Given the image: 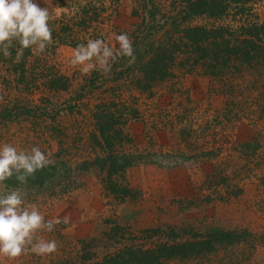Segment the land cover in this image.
Wrapping results in <instances>:
<instances>
[{
    "label": "rangeland",
    "instance_id": "1",
    "mask_svg": "<svg viewBox=\"0 0 264 264\" xmlns=\"http://www.w3.org/2000/svg\"><path fill=\"white\" fill-rule=\"evenodd\" d=\"M193 1L35 0L51 14L52 43L39 55L26 50L21 76L13 72L18 45L0 59V146H39L50 156L42 185L8 188L27 193L45 221L70 220L38 233L57 241L55 252L0 264H92L174 236L191 254L164 264H264V63L208 74L171 31V21L231 31L241 20L264 22V0H250L242 13L217 0L225 8L216 17L189 14ZM149 29L171 58L161 69L145 73L121 57L105 76L69 62L78 44L111 45L122 32L133 48L145 40L142 48ZM172 40L179 48L166 47ZM102 110L121 132L112 152L132 163L110 177L91 164L105 153L94 122ZM153 230L151 240L140 239Z\"/></svg>",
    "mask_w": 264,
    "mask_h": 264
},
{
    "label": "clouds",
    "instance_id": "2",
    "mask_svg": "<svg viewBox=\"0 0 264 264\" xmlns=\"http://www.w3.org/2000/svg\"><path fill=\"white\" fill-rule=\"evenodd\" d=\"M50 19L48 8L40 7L35 0H0V52L5 58L10 57L15 41L20 46L16 50V63L26 49L42 54L52 43ZM113 37L115 43L111 45L103 39H88L78 44L72 49L70 64L84 74L98 71L107 76L121 57L135 62L133 41L128 33ZM52 163L39 146L30 150L9 143L0 146V259L14 260L29 252L42 256L57 250L56 240H47L38 233L52 232L57 224L69 223L70 216L45 221L35 203H26L27 193L4 184L13 176L26 184L29 177Z\"/></svg>",
    "mask_w": 264,
    "mask_h": 264
},
{
    "label": "trees",
    "instance_id": "3",
    "mask_svg": "<svg viewBox=\"0 0 264 264\" xmlns=\"http://www.w3.org/2000/svg\"><path fill=\"white\" fill-rule=\"evenodd\" d=\"M231 2L238 4L236 8L237 13L247 11L244 8L245 3H249L250 0H231ZM225 5H222L221 1L217 0H196L190 2L187 6V11L191 15L205 16V17H216L222 14ZM248 11H250L249 7ZM176 21H171V31L180 34L178 40H183L182 45L188 51L191 63L202 67L208 74L221 72L226 69H232L234 71H240L244 67H254L264 63V22H258L256 20L248 21L241 20L238 22V26L231 31L228 27H212L205 28L202 26L186 27L183 29L179 28ZM150 31V32H149ZM148 42L143 45V40L134 43V55L135 65L140 71L149 73L152 69H161L163 66L161 62L166 60L171 62V58L168 53L162 51L158 43L154 42L155 36L159 31L149 29ZM170 41V40H168ZM175 41L166 45L170 49L179 48L175 47ZM18 45L17 42H13ZM179 44V43H177ZM11 48V51L13 49ZM20 47V46H19ZM27 50V49H26ZM23 53V57L20 61L25 59L30 54L28 50ZM176 51V50H175ZM152 54L146 60L145 57L148 54ZM163 53L165 57H163ZM185 54L187 52L185 51ZM11 56L14 53L11 52ZM3 57V53L0 52V59ZM143 63V64H142ZM20 62L13 65V72L17 73L18 76L22 75L23 64ZM142 64V65H141ZM18 65V66H17ZM113 72V71H112ZM155 73L149 75L154 76ZM115 77L119 79L121 73H115ZM161 76V75H160ZM94 82V81H93ZM91 86L92 81H90ZM95 126L98 131L99 139L101 140L105 153L101 158H96L91 162L93 166H96L100 170H104L108 177L113 174L122 172L124 169L132 165L131 161L124 157H118L117 154L112 152L113 145L118 143L121 139V132L115 128L114 117L108 111H100L94 116ZM52 168L47 166L41 170H38L33 176L29 177L26 184L31 185H42L49 177V171ZM57 175L55 169V176ZM7 186H15L20 184L16 177L13 176L11 179L4 182ZM118 192L127 195L125 189L118 190ZM149 232V233H148ZM143 233V232H142ZM146 233V234H144ZM140 237L141 240L148 241L153 238V234L157 233L156 230L144 231ZM168 235H166L167 239ZM169 241L159 243H149L146 245H138L136 247L123 246L112 254H107L100 261L92 264H164L167 260L177 257H187L191 254L189 251V245L180 243L175 240L174 237H168ZM226 240L225 237L218 238V242ZM207 244V243H206ZM187 247H186V246ZM205 248H211L210 244Z\"/></svg>",
    "mask_w": 264,
    "mask_h": 264
}]
</instances>
